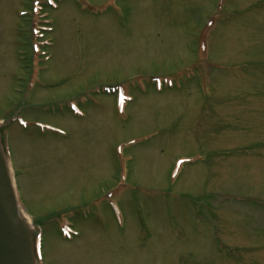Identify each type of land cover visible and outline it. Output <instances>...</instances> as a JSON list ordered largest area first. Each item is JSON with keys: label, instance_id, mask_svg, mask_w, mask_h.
Instances as JSON below:
<instances>
[{"label": "rangeland", "instance_id": "rangeland-1", "mask_svg": "<svg viewBox=\"0 0 264 264\" xmlns=\"http://www.w3.org/2000/svg\"><path fill=\"white\" fill-rule=\"evenodd\" d=\"M0 156L32 264H264V0H0Z\"/></svg>", "mask_w": 264, "mask_h": 264}, {"label": "water", "instance_id": "water-1", "mask_svg": "<svg viewBox=\"0 0 264 264\" xmlns=\"http://www.w3.org/2000/svg\"><path fill=\"white\" fill-rule=\"evenodd\" d=\"M13 195L0 161V264H32L21 237Z\"/></svg>", "mask_w": 264, "mask_h": 264}, {"label": "bare ground", "instance_id": "bare-ground-1", "mask_svg": "<svg viewBox=\"0 0 264 264\" xmlns=\"http://www.w3.org/2000/svg\"><path fill=\"white\" fill-rule=\"evenodd\" d=\"M0 161H1V163L5 169V172H6V175L8 178V182L10 185V189H11V192L13 195L14 208L16 211L18 226L21 230V237H22L23 241H28V238L30 237V230H31L32 225L28 222V216L24 212L23 208L18 204L17 200L15 199L14 189H13L12 182L10 181L9 174L7 171V165H6L5 161L2 159V156H0Z\"/></svg>", "mask_w": 264, "mask_h": 264}]
</instances>
